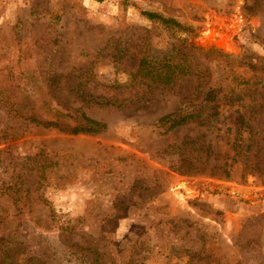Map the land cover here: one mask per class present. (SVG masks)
Returning a JSON list of instances; mask_svg holds the SVG:
<instances>
[{
	"label": "rangeland",
	"instance_id": "obj_1",
	"mask_svg": "<svg viewBox=\"0 0 264 264\" xmlns=\"http://www.w3.org/2000/svg\"><path fill=\"white\" fill-rule=\"evenodd\" d=\"M172 42L231 55L207 60L228 78L213 124L158 122L194 99V77H139ZM254 92L264 0H0V264H264V107L238 132ZM81 113L107 128L39 122Z\"/></svg>",
	"mask_w": 264,
	"mask_h": 264
},
{
	"label": "trees",
	"instance_id": "obj_2",
	"mask_svg": "<svg viewBox=\"0 0 264 264\" xmlns=\"http://www.w3.org/2000/svg\"><path fill=\"white\" fill-rule=\"evenodd\" d=\"M142 14L149 20L160 22L166 27L183 29V24L173 16H167L157 11H143ZM211 52H215L218 56L226 58V61L229 63L231 55L225 52L212 49L205 53L202 47H197L188 43H182L180 46H177L174 42L171 43L168 53L158 60L147 61L146 58H141L138 74H140V79L147 81L148 84L157 83L169 86L184 77L196 78L193 92L194 99L181 102L173 112L162 116L158 120V122L169 123V130L190 122H197L202 125L206 123L213 124L214 121L217 120L216 117H219V111L217 110L218 104L214 101L217 99L218 93L226 88L228 78H223L221 81H215L208 73L209 64L207 63V60L209 59ZM253 94H259L262 97L257 99L254 98L253 101H250L249 103H242L243 110L238 116V132L241 134L246 130H249V132L253 131V116L260 112V109L264 107L262 93L254 92L251 95L252 97ZM245 95L246 94L241 93V98ZM75 120L76 124L74 125H60L58 122L54 121L39 122L43 123L45 126H57L60 130L73 134L98 133L107 128L105 122L93 119L85 113H81ZM249 148H251V146H249ZM0 247H3L1 240ZM84 248L90 252L94 250L89 247ZM11 255L12 253L9 252L5 256V260L10 258ZM91 259V264H101L99 254L96 250L92 252ZM35 262L36 261H34V264Z\"/></svg>",
	"mask_w": 264,
	"mask_h": 264
}]
</instances>
